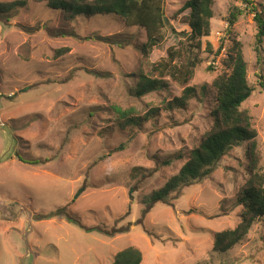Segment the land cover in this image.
Wrapping results in <instances>:
<instances>
[{
	"label": "rangeland",
	"instance_id": "rangeland-1",
	"mask_svg": "<svg viewBox=\"0 0 264 264\" xmlns=\"http://www.w3.org/2000/svg\"><path fill=\"white\" fill-rule=\"evenodd\" d=\"M185 1L163 0L167 21L146 57L143 29L113 13L65 20L36 0L0 10V264H107L128 246L141 251L140 264H264V217L232 248L212 249L214 234L241 219L234 199L248 178L245 142L208 177L148 201L211 128L213 81L234 41L253 87L240 108L264 171V38L257 49L253 11L243 0H213L210 32L195 39ZM253 2L264 16V0ZM234 7L242 13L229 27ZM170 51L173 64H193L186 83L152 69ZM142 76L164 86L136 96ZM185 86L195 96L167 105ZM113 106L154 113L122 128Z\"/></svg>",
	"mask_w": 264,
	"mask_h": 264
},
{
	"label": "trees",
	"instance_id": "trees-1",
	"mask_svg": "<svg viewBox=\"0 0 264 264\" xmlns=\"http://www.w3.org/2000/svg\"><path fill=\"white\" fill-rule=\"evenodd\" d=\"M46 2L50 9L64 12L65 20L73 19L78 15L93 16L96 14L117 15L126 27H138L145 33V42L140 51L144 57L157 44L160 30L164 27L163 0H36ZM253 11L256 22V48L264 38V16L262 11L255 9L253 0H243ZM25 0H14L0 4V10H7L16 6L25 5ZM213 0H186L181 9L188 10V25L190 35L195 38L207 36L210 32V19ZM242 11L234 7L227 17V24L231 27ZM90 38V37H86ZM96 39H103L97 37ZM105 41L108 38H104ZM63 50H67L66 47ZM59 51V50H58ZM219 49L217 53H219ZM175 52L170 51L171 58L166 62L153 64L152 69L158 70L160 75L168 74L173 79L186 83L192 76V65L182 67L172 63ZM224 71L213 81L216 91V106L213 111L211 128L204 133L200 143L192 148L187 160L179 171L171 176L165 184L151 192L148 201L164 200L170 192L178 187L200 181L213 171L219 160L233 147L246 143V158L248 178L237 191L234 199L235 206H241L240 221L234 228L224 229L214 234L213 251H226L239 243L248 233L252 224L264 217V171L260 170L257 152L256 130L252 126L249 114L242 110L241 104L251 95L253 87L248 83L246 62L244 60L241 44L234 41L226 51L222 60ZM262 84V83H261ZM164 86L159 78L142 76L134 90L136 96H141L154 89ZM194 86H185L178 97H174L167 105L183 107L190 98L195 96ZM116 121L120 127H133L146 121L154 110L143 116H138L134 109H123L113 106ZM20 159V157H18ZM37 162V161H35ZM150 205L147 207L149 208ZM63 209L56 213L60 214ZM50 216L53 213L49 214ZM45 215V216H49ZM72 223H79L70 214H65ZM100 229V228H99ZM95 227V230H99ZM88 230V229H87ZM89 231V230H88ZM141 251L135 246H128L118 251L112 262L107 264H140Z\"/></svg>",
	"mask_w": 264,
	"mask_h": 264
},
{
	"label": "water",
	"instance_id": "water-1",
	"mask_svg": "<svg viewBox=\"0 0 264 264\" xmlns=\"http://www.w3.org/2000/svg\"><path fill=\"white\" fill-rule=\"evenodd\" d=\"M165 22L167 21L166 18H164Z\"/></svg>",
	"mask_w": 264,
	"mask_h": 264
},
{
	"label": "built area",
	"instance_id": "built-area-1",
	"mask_svg": "<svg viewBox=\"0 0 264 264\" xmlns=\"http://www.w3.org/2000/svg\"><path fill=\"white\" fill-rule=\"evenodd\" d=\"M1 95V94H0ZM0 122H1V120H0ZM1 124H2V122H1Z\"/></svg>",
	"mask_w": 264,
	"mask_h": 264
}]
</instances>
